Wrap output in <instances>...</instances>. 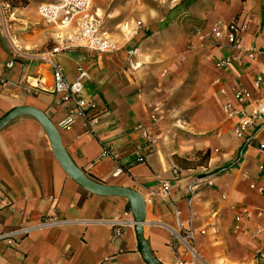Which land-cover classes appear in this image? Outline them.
Listing matches in <instances>:
<instances>
[{
    "label": "crops",
    "instance_id": "crops-1",
    "mask_svg": "<svg viewBox=\"0 0 264 264\" xmlns=\"http://www.w3.org/2000/svg\"><path fill=\"white\" fill-rule=\"evenodd\" d=\"M99 10L104 6H98L97 15ZM34 13L38 18L21 8L13 17L9 36L22 48L44 51L76 31L45 23L36 8ZM187 14L206 31L217 20L237 18L244 23L239 41L257 53L217 67L216 59L237 53L222 42H200L185 20H178L184 24L179 31L171 29L174 25L163 31L155 22L112 53L75 44L53 60L69 81L77 67L88 71L83 95L93 103L96 119L87 124L78 117L63 128L59 123L68 105L50 92L51 69L38 59H16L8 67L12 45L0 31V116L23 105L43 111L75 166L97 182L138 192L145 202L144 238L163 264H260L264 219L255 212L264 211V196L256 190L264 185L259 169L264 157L258 150L264 129L245 146L236 167L214 170L231 163L243 145L223 109L226 100L233 101L231 86L245 88L252 98L264 97V90L253 86L255 76L264 75V0H193ZM26 77L38 86H28ZM201 151L210 153L204 162L197 156ZM117 167L122 170L113 176ZM209 174L211 186L196 182ZM164 181L169 183L166 200L160 193ZM231 204L247 206L252 217L236 221ZM45 217L63 222L42 224ZM115 220L122 222L118 237L110 224ZM24 227H30L24 236L0 239V264H146L127 199L93 194L74 182L43 127L30 116L0 130V234ZM189 228L195 232V253L176 235ZM256 229L262 230L257 237Z\"/></svg>",
    "mask_w": 264,
    "mask_h": 264
},
{
    "label": "built area",
    "instance_id": "built-area-1",
    "mask_svg": "<svg viewBox=\"0 0 264 264\" xmlns=\"http://www.w3.org/2000/svg\"><path fill=\"white\" fill-rule=\"evenodd\" d=\"M93 0H45L39 2L36 6V13L47 24H51L60 30L68 29L75 26V33L63 38L59 44L44 51H31L17 45L10 38L12 45L13 58L8 62L7 66L11 67L16 59H38L46 62L51 69L52 84L50 92L55 94L59 103L68 105L66 117L59 123L60 127H69L76 118L80 117L87 124L96 119L95 113H91L94 105L83 95V87L90 75L87 70L82 67H77L76 75L73 80L69 81L65 78L62 67L53 60V57L58 53L69 50L73 45L80 46L97 51L99 53H112L119 49L116 42L111 40L106 31L103 30V23L99 15L91 11ZM8 7L6 3H0V8ZM2 16L5 18V12L2 9ZM12 13L10 14V17ZM244 28V23H240L237 18L229 22L217 20L206 31L201 26H196L193 29V34L203 43H224L230 46L237 54L228 55L216 59L217 67H229L233 61H236L238 55L247 54L249 58H253L257 53L254 47L245 48L239 41V34ZM136 33V32H135ZM135 50L129 51V55H134ZM24 82L29 83L28 86L36 88L38 85H33L29 78L26 77ZM253 86L257 90H264V75L257 74L253 80ZM44 90L43 87H40ZM233 101L226 100L223 103V109L231 121H233V132L235 136L243 140V145H249L256 139L258 131L264 129V97L252 98L250 92L245 88L233 85L230 88ZM223 94V90H221ZM144 136L150 138L147 133L143 132ZM258 150L264 157V143H258ZM140 160V158H139ZM259 169L264 172V162L259 164ZM121 168L117 167L112 172L115 176L121 172ZM212 174L206 177L197 178L196 182L204 183L207 186L212 185ZM252 187L255 185L252 184ZM257 192L264 196V185L256 188ZM161 197L166 200L169 195V183H162ZM224 198V197H223ZM230 208L234 211L236 221L241 219H250L252 210L244 205L231 204ZM178 214V212H176ZM254 214V213H253ZM255 217L264 219V211L255 212ZM63 222V219L57 217H45L42 224H55ZM113 229V237L121 236L122 222L111 221ZM30 227H24L16 231H10L0 234V239H7L12 242L14 239L24 236L28 233ZM262 232L261 229H256L255 237ZM177 238L183 242L192 253H195V232L192 228L185 230L183 234H176ZM260 264H264V238L261 240L259 250Z\"/></svg>",
    "mask_w": 264,
    "mask_h": 264
},
{
    "label": "rangeland",
    "instance_id": "rangeland-1",
    "mask_svg": "<svg viewBox=\"0 0 264 264\" xmlns=\"http://www.w3.org/2000/svg\"><path fill=\"white\" fill-rule=\"evenodd\" d=\"M45 0H27L26 6H21L22 0H0V3L8 4V7L3 6L5 18L2 16V9L0 8V31L8 41V35L12 36V24L16 23L13 17H18L19 9L26 8L31 14L39 2ZM193 0H93L91 4V11L95 13L98 6H104V10H99L98 14L103 22V27L106 32L116 41L117 45H124L127 43L129 36L135 35V32L142 31L144 34L149 32L155 22H159L160 29L168 31L171 28L175 31L182 28V23L178 20L191 21V32L197 23L193 19H189L187 14L188 6ZM101 2V3H100ZM15 3V4H14ZM14 4V5H13ZM101 4V5H99ZM14 12V16L10 14ZM177 14L178 19L172 20V15ZM38 18V17H37ZM156 26V25H155ZM207 152V151H206ZM203 151L198 152L197 156L200 161L204 162L209 157ZM221 168V167H219ZM217 168V169H219ZM215 169V170H217ZM214 170V171H215ZM189 251L190 249L181 242Z\"/></svg>",
    "mask_w": 264,
    "mask_h": 264
},
{
    "label": "water",
    "instance_id": "water-1",
    "mask_svg": "<svg viewBox=\"0 0 264 264\" xmlns=\"http://www.w3.org/2000/svg\"><path fill=\"white\" fill-rule=\"evenodd\" d=\"M19 116H30L37 120L43 127L51 145L52 151L66 174L86 191L103 196H119L127 199L132 215V225L137 242V249L146 264H163L150 250L144 235L143 224L145 221V202L142 196L129 188L108 185L97 182L88 177L72 162L61 144L59 132L51 119L41 110L28 106H15L0 116V130L13 119Z\"/></svg>",
    "mask_w": 264,
    "mask_h": 264
},
{
    "label": "trees",
    "instance_id": "trees-1",
    "mask_svg": "<svg viewBox=\"0 0 264 264\" xmlns=\"http://www.w3.org/2000/svg\"><path fill=\"white\" fill-rule=\"evenodd\" d=\"M27 4H28L27 0H22L21 6H26ZM244 150H245V146L244 145L240 146L235 157L233 158L232 162L221 167V168H219V169H217V170H215V171L218 172V171H222L223 169L236 167L238 165V163L241 161V155L244 152ZM205 155L208 156V151L205 153Z\"/></svg>",
    "mask_w": 264,
    "mask_h": 264
}]
</instances>
